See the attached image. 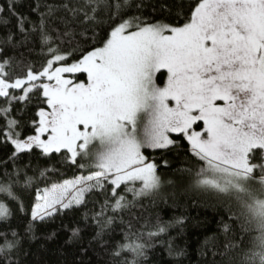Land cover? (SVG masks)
I'll use <instances>...</instances> for the list:
<instances>
[{
    "label": "snow or ice",
    "instance_id": "6c2138e0",
    "mask_svg": "<svg viewBox=\"0 0 264 264\" xmlns=\"http://www.w3.org/2000/svg\"><path fill=\"white\" fill-rule=\"evenodd\" d=\"M0 152V264L58 217L64 264H148L165 185L227 213L200 264H264V0H5Z\"/></svg>",
    "mask_w": 264,
    "mask_h": 264
},
{
    "label": "trees",
    "instance_id": "16d2710c",
    "mask_svg": "<svg viewBox=\"0 0 264 264\" xmlns=\"http://www.w3.org/2000/svg\"><path fill=\"white\" fill-rule=\"evenodd\" d=\"M5 0H0V3ZM23 2V0H18ZM3 153L0 152V155ZM159 155V153H157ZM180 159H177V153L174 151L168 154V158L172 167L169 169H161L164 174V179L170 178L172 171L180 166L183 159V151L179 153ZM72 172L67 173L66 178H70ZM172 189L165 185L162 192L164 199L157 201L154 207L151 206L149 200H144L143 203L149 206V211L144 213V217L151 216V222H155L157 216L163 221L172 220L181 215L187 219L183 226V234L179 235L181 229L179 226L170 228L168 233L165 234L160 240L153 241L154 247L148 252V264H176V258L168 255L167 241L175 237V245L186 248V256L180 258L182 264H200L204 259L210 257H201L199 255L200 244L204 241L205 237L218 234L219 221L222 215L226 217L227 213L222 207H214V201H208L205 197H201L197 193H189L187 196H178L174 202L171 198ZM193 201H196L195 205ZM91 207V204H89ZM85 209H80L76 215H81ZM69 213V217L72 216ZM62 218H57L55 221H50L43 225H38L35 231V238L26 240L24 248L31 253V256L22 257L29 262L35 264L40 261L41 264H64L65 260H71L75 252L73 245L67 242L68 237L60 228ZM67 223V218H63ZM143 223V220H141ZM52 233H55L52 236ZM52 236L51 239L48 237Z\"/></svg>",
    "mask_w": 264,
    "mask_h": 264
}]
</instances>
